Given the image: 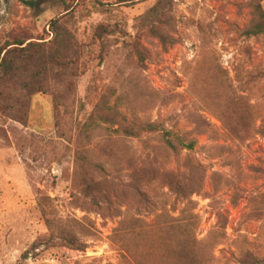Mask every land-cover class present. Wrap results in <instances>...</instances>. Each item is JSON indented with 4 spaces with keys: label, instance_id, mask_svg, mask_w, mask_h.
I'll return each instance as SVG.
<instances>
[{
    "label": "rangeland",
    "instance_id": "1",
    "mask_svg": "<svg viewBox=\"0 0 264 264\" xmlns=\"http://www.w3.org/2000/svg\"><path fill=\"white\" fill-rule=\"evenodd\" d=\"M262 21L264 0H0V264L264 263Z\"/></svg>",
    "mask_w": 264,
    "mask_h": 264
},
{
    "label": "trees",
    "instance_id": "2",
    "mask_svg": "<svg viewBox=\"0 0 264 264\" xmlns=\"http://www.w3.org/2000/svg\"><path fill=\"white\" fill-rule=\"evenodd\" d=\"M123 1H119V4H122ZM28 6L30 7H34V4L32 2L27 3ZM65 12H68V10H66ZM264 33V21H262L261 23H259L258 25H256L253 29L246 31L245 32V36L250 37V38H254L257 36H260ZM22 46V45H19ZM7 48V47H6ZM3 49L0 51V57L1 54L4 50ZM11 52L7 51L3 57L2 60H0V69H2V72L5 75H9L10 73L14 72L15 67L13 66V61H9L7 59L8 55H10ZM33 63H35V61H33ZM12 76V75H10ZM19 110H22L24 107L22 104H19ZM148 130L150 131H154L157 130L159 128V125H148L147 126ZM161 132L163 133V137L165 139V144L166 147L172 152V153H177L178 151H192L194 149L195 143L194 142H189V143H185V141L183 140V138L179 135H175L174 133L171 132H167V131H163L161 130ZM264 264V263H261Z\"/></svg>",
    "mask_w": 264,
    "mask_h": 264
}]
</instances>
